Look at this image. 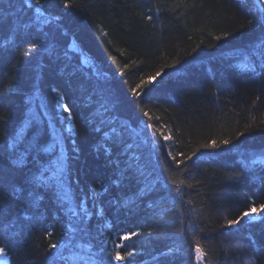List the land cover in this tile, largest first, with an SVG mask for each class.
I'll list each match as a JSON object with an SVG mask.
<instances>
[{
  "label": "trees",
  "instance_id": "16d2710c",
  "mask_svg": "<svg viewBox=\"0 0 264 264\" xmlns=\"http://www.w3.org/2000/svg\"><path fill=\"white\" fill-rule=\"evenodd\" d=\"M254 4L76 0L64 10L52 0L46 12L60 20L40 25L34 6L0 0V114L8 117L0 122V150L15 133L26 147L41 137L49 149L7 174L26 201L12 204L4 221L13 237L7 264H51L58 256L54 264H154L165 245L179 249L168 264H181L189 235L208 252L205 264H264V210L221 227L264 203V66L257 50L264 32L259 13L249 11ZM242 19L254 26L241 29ZM17 30L38 36L39 51L22 56L27 43L16 39ZM116 61L128 65L123 75ZM161 69L139 96L131 93L141 76ZM53 88L72 109L70 120ZM69 124L64 136L72 140L65 141ZM149 124L160 130L155 139ZM237 132L243 135L233 139ZM221 139L231 143L200 149L179 166L168 155ZM37 168L46 170L44 182L33 186ZM167 177L192 187L180 185L176 196ZM34 188L41 198L28 205ZM130 232L143 234L124 240ZM49 242L57 248L45 252ZM133 248V257L112 259Z\"/></svg>",
  "mask_w": 264,
  "mask_h": 264
},
{
  "label": "snow or ice",
  "instance_id": "6c2138e0",
  "mask_svg": "<svg viewBox=\"0 0 264 264\" xmlns=\"http://www.w3.org/2000/svg\"><path fill=\"white\" fill-rule=\"evenodd\" d=\"M52 0H23L24 7H27L29 9H32L34 6V10L36 12V22H38L40 25H49L53 21H59V16H53L50 13L46 12V4H51ZM56 3L60 4L64 10H69L76 6V0H56ZM261 5L259 8L256 7V5ZM254 15L258 12L259 15L257 16L256 23L260 26L261 31L264 32V0H256V4L253 5V8L249 10ZM149 20L152 19L151 16L148 17ZM4 17L0 15V27H3ZM246 26H254L253 20H243L241 21L239 27L245 28ZM25 30H29V36L31 35L30 24L23 25ZM239 30V29H238ZM223 35L227 36V33H224ZM16 39L21 40L22 42L27 43V50H24L21 52L22 56H30L36 52L39 51V49L42 47V45L39 43V37L37 36L34 39H29L28 37H25L23 34L17 30L16 32ZM216 39H220V37H216ZM11 42V37L6 39L4 41L3 46H7ZM257 50L258 54L261 60V66H264V40H260L257 44ZM195 51V49L193 50ZM113 61H115V57H112ZM178 60H174L173 63H178ZM82 65H87L88 61L87 59H84L80 62ZM117 67L119 68V71L121 75L124 74L125 68L128 67V65L120 66L119 62L116 61ZM256 65H253V70H255ZM161 70H158L156 73L149 74V77L146 79L144 76H141L140 79L137 81L135 87L131 88V93L134 96H139L141 94V91L144 89L146 85H151L157 76L160 75ZM11 91V89H9ZM53 92L57 93V106L61 107L65 113L68 115L65 117V120H70L72 117V109L69 107L67 103H64V96L59 93V90L56 88L52 89ZM145 116L148 115L147 112L144 113ZM8 120V117L0 114V122H6ZM35 125L33 124V128ZM149 128H153V139L156 138V133L160 132L159 129H155L154 125H147ZM248 129V125H245V130ZM64 132H71V125L69 124L66 128H62L61 131V138L65 141H71V136H64ZM163 135V133H161ZM243 135V132H237L235 136H233V139H235L238 136ZM11 136V143L6 144V147L3 150H0V189H4L3 192H0V259L5 257L7 255L6 249H10V246L13 242V237L10 235L11 229L7 223H4V221L9 219L8 213L11 211V205L16 203L17 200L21 204H25V197L23 195H18V190L14 187L15 181L9 180L7 174H10L11 172H21L23 171L22 166L27 165L33 160V153H35V159L39 160L40 153L42 151H48V148H43L42 145L47 143L46 140L42 139L41 137H37L31 144H29L27 147L24 145V143L21 142L22 137L20 133L10 134ZM8 137H5V141H7ZM172 139L170 135H164L163 140L167 141ZM56 141H52V145H54ZM231 143L228 139H221L219 142L216 140H210L203 143H198L190 152L187 154L183 152H177L175 156H173L170 152L168 155L171 157V160L175 163V165L179 166L184 164L185 161L190 160L193 156L196 155V153L200 149H215L220 148L221 145H227ZM51 146V145H50ZM11 149V150H10ZM104 151H107V149H103ZM74 151L78 152V148H74ZM177 157H182V159H177ZM38 175L33 176L30 183L35 186L36 184H42L44 182V176L46 170H41L40 168H37ZM166 179L169 180L170 191L173 192L174 195L180 196L182 195V189L180 185H186V187L191 188L192 184H186V181L184 179H178V178H172L167 177ZM63 183V181H61ZM118 182V181H114ZM12 185L11 193L9 194L8 188ZM167 186V185H166ZM23 188L24 186L21 185ZM25 191H27L25 189ZM28 195L32 197L31 200L27 201L28 205H31L35 203L36 200L40 199L41 197L36 195V190L32 192H29ZM188 203H191V200L188 201ZM73 215H76L77 213L72 210ZM262 210H264V203H261L260 205L251 204L249 205L248 209L246 211H243L239 216H236L235 219H227L224 221V224L221 225V227H228L232 228L240 224L241 220L245 217H251V216H259L261 215ZM87 213H85L86 215ZM203 231V230H201ZM151 232V230H149ZM179 233L181 237H184V229L180 228ZM143 233L140 232H130L126 234L123 239L128 240L132 237H136L138 235H142ZM46 236L51 237L52 233H45ZM167 238V237H165ZM185 242L187 244V251L182 253L183 260L181 261V264H205L208 252L205 250V247L201 243V241L193 235H189L187 237H184ZM115 247L119 248V245H116ZM165 251H161L159 253V256L163 259H159L157 257H154V264H168V262L173 258L174 251H179V249H175L173 247H167L166 245ZM57 244L49 242L47 244V247L44 249L45 252H48L51 249H56ZM137 251V249L133 248L131 251H125L122 255L120 251H115L113 253L112 259L115 261H125L126 258L133 257L134 253ZM63 257H55L53 262L51 264H54L55 259H61ZM21 264H26V261L21 262ZM129 264H131V261H129Z\"/></svg>",
  "mask_w": 264,
  "mask_h": 264
},
{
  "label": "rangeland",
  "instance_id": "374dc122",
  "mask_svg": "<svg viewBox=\"0 0 264 264\" xmlns=\"http://www.w3.org/2000/svg\"><path fill=\"white\" fill-rule=\"evenodd\" d=\"M252 218H258V216H251ZM6 256L5 257H3L2 259H0V263L1 262H3L4 263V261H6Z\"/></svg>",
  "mask_w": 264,
  "mask_h": 264
},
{
  "label": "bare ground",
  "instance_id": "6f19581e",
  "mask_svg": "<svg viewBox=\"0 0 264 264\" xmlns=\"http://www.w3.org/2000/svg\"><path fill=\"white\" fill-rule=\"evenodd\" d=\"M0 264H2V262Z\"/></svg>",
  "mask_w": 264,
  "mask_h": 264
}]
</instances>
